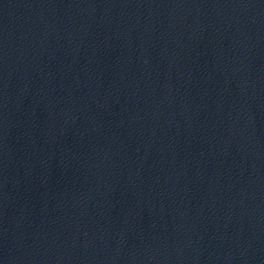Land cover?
<instances>
[{"label":"water","instance_id":"95a60500","mask_svg":"<svg viewBox=\"0 0 264 264\" xmlns=\"http://www.w3.org/2000/svg\"><path fill=\"white\" fill-rule=\"evenodd\" d=\"M0 264H264V0H0Z\"/></svg>","mask_w":264,"mask_h":264}]
</instances>
